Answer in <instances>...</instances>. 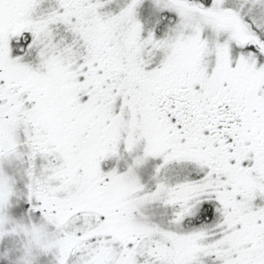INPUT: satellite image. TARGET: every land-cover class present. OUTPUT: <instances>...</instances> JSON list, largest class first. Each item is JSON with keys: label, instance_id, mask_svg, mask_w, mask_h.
I'll return each instance as SVG.
<instances>
[{"label": "snow or ice", "instance_id": "snow-or-ice-1", "mask_svg": "<svg viewBox=\"0 0 264 264\" xmlns=\"http://www.w3.org/2000/svg\"><path fill=\"white\" fill-rule=\"evenodd\" d=\"M144 5L0 0V209L41 264H264V0Z\"/></svg>", "mask_w": 264, "mask_h": 264}, {"label": "rangeland", "instance_id": "rangeland-1", "mask_svg": "<svg viewBox=\"0 0 264 264\" xmlns=\"http://www.w3.org/2000/svg\"><path fill=\"white\" fill-rule=\"evenodd\" d=\"M148 3L149 2H145V5L138 10L142 22H146L147 20L145 8ZM118 163L122 171L126 170V167L132 163V158L125 157V159L120 160ZM149 163L150 160L137 170V174L140 176L146 188L151 189L154 186L148 185L147 180V174L152 172ZM7 171V167H5V176H7ZM149 180L151 181V178ZM0 229L5 232L9 230L15 231L19 253L15 264H41L42 257L46 256L47 252L51 251V247L42 246L34 235V232L47 235L50 232L47 224L38 223L35 226H30L24 218L13 215L7 209H0Z\"/></svg>", "mask_w": 264, "mask_h": 264}, {"label": "flooded vegetation", "instance_id": "flooded-vegetation-1", "mask_svg": "<svg viewBox=\"0 0 264 264\" xmlns=\"http://www.w3.org/2000/svg\"><path fill=\"white\" fill-rule=\"evenodd\" d=\"M145 2H149V0H145ZM160 164V161L158 160H154V159H150V167H151V171L147 174V180H148V185H152L154 186V182L151 180H149L154 174H155V169L158 167V165Z\"/></svg>", "mask_w": 264, "mask_h": 264}]
</instances>
